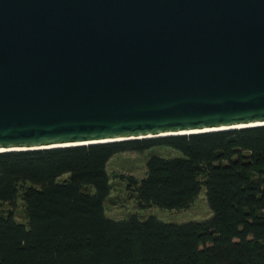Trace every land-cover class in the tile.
Wrapping results in <instances>:
<instances>
[{
  "label": "water",
  "instance_id": "water-1",
  "mask_svg": "<svg viewBox=\"0 0 264 264\" xmlns=\"http://www.w3.org/2000/svg\"><path fill=\"white\" fill-rule=\"evenodd\" d=\"M264 126V0H0V152Z\"/></svg>",
  "mask_w": 264,
  "mask_h": 264
},
{
  "label": "trees",
  "instance_id": "trees-1",
  "mask_svg": "<svg viewBox=\"0 0 264 264\" xmlns=\"http://www.w3.org/2000/svg\"><path fill=\"white\" fill-rule=\"evenodd\" d=\"M158 146L175 155L122 175L140 206L185 209L205 186L210 219L107 215L112 157ZM0 204V264H264V126L0 152Z\"/></svg>",
  "mask_w": 264,
  "mask_h": 264
},
{
  "label": "rangeland",
  "instance_id": "rangeland-1",
  "mask_svg": "<svg viewBox=\"0 0 264 264\" xmlns=\"http://www.w3.org/2000/svg\"><path fill=\"white\" fill-rule=\"evenodd\" d=\"M155 152L167 156L175 155V152L163 146H158L145 152H120L112 157L108 164V171L113 188L110 197L105 202L107 215L116 220L127 219L134 214L141 219L154 216L162 221L173 223L210 219L213 212L207 200L205 186L202 187L195 201L185 209H168L154 204L148 207L140 206L135 187H132L122 175H133L138 179L145 177L147 174V160L150 154ZM10 209L9 204H0L1 212H8ZM13 209L16 219L25 222L26 208L21 199L18 200L17 207Z\"/></svg>",
  "mask_w": 264,
  "mask_h": 264
}]
</instances>
